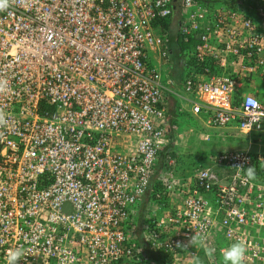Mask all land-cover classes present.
Returning <instances> with one entry per match:
<instances>
[{
  "label": "built area",
  "instance_id": "built-area-1",
  "mask_svg": "<svg viewBox=\"0 0 264 264\" xmlns=\"http://www.w3.org/2000/svg\"><path fill=\"white\" fill-rule=\"evenodd\" d=\"M174 25L192 46L181 80L166 43ZM254 75L264 77V0H9L0 264L16 249L19 264H195L204 250L177 246L194 232L215 248L210 264L236 241L244 264H264V153L226 149L178 175L169 120L183 100L212 128L264 132V101L241 93ZM154 180L162 192L148 202Z\"/></svg>",
  "mask_w": 264,
  "mask_h": 264
},
{
  "label": "crops",
  "instance_id": "crops-1",
  "mask_svg": "<svg viewBox=\"0 0 264 264\" xmlns=\"http://www.w3.org/2000/svg\"><path fill=\"white\" fill-rule=\"evenodd\" d=\"M172 31L173 33L170 38L180 36L178 35V25H174ZM167 46L171 49L173 54L172 58H178L179 50L172 48V46ZM244 92L253 93L264 101V77L254 75L251 81H248L242 89L241 93ZM174 100L175 99L171 100L172 109H170L171 116L169 120H173L176 127H178L177 130L173 132V141L175 146L178 147L177 150L180 151L179 156H176L178 161L176 172L178 175H189L197 168L198 165H208L211 156L226 149L250 148L255 153H264V144L262 143V140L260 141L261 143L258 142L255 137V133L242 134L233 126L224 129L212 128L206 124L205 116L198 117L191 112L190 105L186 101ZM180 109H183L184 112H181ZM182 123L187 125V129H185L184 132L180 129V125ZM194 123L198 124L200 129L195 128L197 125ZM210 129L212 130L209 131ZM206 135H209V139H206ZM195 136H200V139L198 140ZM187 138L188 141L186 140ZM213 138L215 141V147L210 148L207 143L211 142ZM224 142H228V144L225 145ZM218 143L220 144V147H218ZM191 158L193 159V164L188 163ZM156 257L159 258L158 256Z\"/></svg>",
  "mask_w": 264,
  "mask_h": 264
},
{
  "label": "clouds",
  "instance_id": "clouds-1",
  "mask_svg": "<svg viewBox=\"0 0 264 264\" xmlns=\"http://www.w3.org/2000/svg\"><path fill=\"white\" fill-rule=\"evenodd\" d=\"M9 0H0V10L8 6ZM0 91L3 88L0 87ZM246 103H254L251 98H246ZM6 120L3 113H0V125L5 124ZM238 168L242 166H236ZM246 178L248 180H254L256 178L255 168L249 166L246 170ZM146 202V201H145ZM145 217V214H144ZM177 246L184 248H197L203 249L207 256H212L215 253V248L208 245L207 239L200 232H194L187 236L186 242H178ZM247 253V247L243 241H236L230 244L225 250L222 251L221 255L223 258V264H244L245 256ZM22 257V252L19 249L10 250L7 253L6 264H19Z\"/></svg>",
  "mask_w": 264,
  "mask_h": 264
},
{
  "label": "trees",
  "instance_id": "trees-1",
  "mask_svg": "<svg viewBox=\"0 0 264 264\" xmlns=\"http://www.w3.org/2000/svg\"><path fill=\"white\" fill-rule=\"evenodd\" d=\"M198 1H200L204 5L208 6L209 8H213V7H216L218 5H222L224 3H227V0H198ZM250 1L253 2L254 0H250ZM166 43H167V45L172 46V48L179 50L178 58L173 59V62H174L173 64H174V67H175L174 68V71L178 74L177 75V78H179V80H181V78H184V76H185L184 70H183V66H184V64L186 62H185V59H183V58H184V55H188L190 53V49L192 47L191 46V43L184 42L181 39L180 36H178L176 38H174V37L169 38ZM181 61H183V63ZM179 154H180V151L179 150H175L174 155L175 156H179ZM189 175L188 174H183L181 176L187 177ZM162 187L163 186H162V183L161 182H159L157 180H154L153 181V184L151 186V190H150L149 196L147 198L148 199V202L151 201L152 199H155L157 197V193L158 192H162ZM146 203H147V200H146ZM180 252H183V250L180 249ZM172 257L173 256L170 255V254L165 255V257H162V255H161V259L159 258V261H162V262L163 261H167L168 263L171 264L172 263L171 262L172 261ZM155 259H158V258L155 257ZM210 260H209V258L208 259L205 258L203 260V263L206 264L207 261H209V263H210ZM195 264H197V263H195Z\"/></svg>",
  "mask_w": 264,
  "mask_h": 264
},
{
  "label": "rangeland",
  "instance_id": "rangeland-1",
  "mask_svg": "<svg viewBox=\"0 0 264 264\" xmlns=\"http://www.w3.org/2000/svg\"><path fill=\"white\" fill-rule=\"evenodd\" d=\"M195 125H197L195 128H197V129H200V127L198 126V124H196V123H194ZM185 125V126H184ZM186 124H184V123H182L181 125H180V129H181V131L182 132H184L185 131V129H187L186 128ZM212 129H210L209 131H211ZM191 131V130H190ZM195 131H197V130H195ZM203 131V130H202ZM201 132V131H200ZM192 135V134H191ZM255 137H256V139L258 140V142H260L261 140H262V143L264 144V132H258V133H255ZM191 138V137H190ZM193 138V137H192ZM195 138H197L198 140L200 139V136H195ZM187 141H188V138L186 139ZM214 138H213V140L211 141V142H208L207 143V145H208V147H210V148H213V147H215V144H214ZM225 143V145H227L228 144V142H224ZM237 143V142H236ZM261 143V142H260ZM185 144V143H184ZM218 145V147H220V144L218 143L217 144ZM202 146H203V144H202ZM231 146V145H230ZM178 148V147H177ZM179 148H180V145H179ZM198 151H199V149H198ZM194 158V157H193ZM196 159V158H195ZM189 164H193V159L191 158L190 160H189V162H188ZM169 208H172V206H169ZM208 256H206V254H205V252L204 251H200V253H199V255H198V257L196 258V259H194V262L195 263H197V264H204L203 263V260L205 259V258H207ZM184 260V262L187 264H189L190 262H192V260H189V259H183ZM161 262V261H160ZM172 262V261H171ZM162 263H164V262H162ZM170 264V263H169ZM180 264H182V263H180ZM206 264H210L209 263V261H207V263Z\"/></svg>",
  "mask_w": 264,
  "mask_h": 264
},
{
  "label": "water",
  "instance_id": "water-1",
  "mask_svg": "<svg viewBox=\"0 0 264 264\" xmlns=\"http://www.w3.org/2000/svg\"><path fill=\"white\" fill-rule=\"evenodd\" d=\"M177 7H179L178 5H177ZM69 203H65V207L68 205Z\"/></svg>",
  "mask_w": 264,
  "mask_h": 264
}]
</instances>
